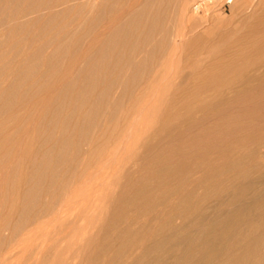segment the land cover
I'll use <instances>...</instances> for the list:
<instances>
[{
    "label": "rangeland",
    "instance_id": "374dc122",
    "mask_svg": "<svg viewBox=\"0 0 264 264\" xmlns=\"http://www.w3.org/2000/svg\"><path fill=\"white\" fill-rule=\"evenodd\" d=\"M41 1L42 0H40V2ZM46 1L47 0H45V3H46ZM48 1H50V0H48ZM48 1H47V4H48ZM53 1L54 0H52V3L49 2V3H51L49 6L50 7L52 5H54V6H52L51 8L48 7L49 9H47L48 5L45 6L46 4L42 3L44 1L39 3L38 0H35V1L34 0H28L26 6L19 7V8H18V6H15V5L13 6L12 4L11 5L6 4L7 3L6 0L0 1V11L1 12L3 11L2 13L0 12V14L1 15H5V14L10 15V17H9L10 22L8 24H6L7 26L5 25L6 27H4L3 30L0 29V43H1L0 44V48H1L0 49V67L1 66L3 67V68L2 67L0 68V69H2V72L0 70V74H2L3 76L2 75H0V76L4 77L3 72H7V73H5L4 78L0 77V80H2L4 82V83L2 82L3 85H0V92L1 93L3 92L4 94L6 93L7 95L6 94L2 95L0 93V96L1 97L4 96L5 101L8 103V104L7 103L5 104L4 99L0 97V100L2 99L4 101V104L6 105L5 106L3 104L2 100H1L2 102L0 101V103H1L0 104V111L4 112V113L0 112V125L2 126L3 123H6L5 126L7 125L6 128H8L7 130L9 131V132H7V131H4L3 129H1L4 127V125H3V127L0 128V132L2 134H4L1 136V133H0V142H3V143H0V250H1L0 251V264H58V263L59 264H97V263L98 264H112L113 259H114L113 256L119 251L118 247H120L119 246L120 244L114 243V241L110 243V240L112 237L110 232L111 233L115 232L114 227H115V229L117 227H119L120 223L124 220L123 218H125L127 216L128 217H132V216L138 217V214H139L138 211H140V210L142 211V212H140V213H142V214H140L142 216H139V217H142L143 219L139 218L140 219V220H138L139 224L137 223L138 225H134V227L141 226L142 221L147 220L149 218V216L152 215V213L156 212L154 209H153L154 212L152 211L151 207H153V206H151V205H153V203H151V202H148L149 204L151 203L150 207L147 206L148 203H145V205H143L144 203L139 204V206H140L139 207L138 203L134 204L135 205L134 206L133 204H129L128 202H129V199H131L129 197H133V194L136 195V191L138 192V190L142 186L143 187H144V185L147 186V184L149 185V183H150V185L148 187L154 188V185L158 183L157 182L158 181L157 180L158 179V172H159V170H161V168H164V166H166V165H172V164L173 165H176V164L179 165V163L181 161H183L182 163H185V162H188L192 159H195L194 165H196L198 162H199L198 164H200V163L203 164L200 161L205 162L206 159L208 161V162L206 161V163H209L211 165H213V163H214L213 161H215V159L221 161L222 158H225V159H222V161L226 162V159L228 161V159L239 157L241 155V154H239V152L243 154L245 152V149H246L245 146L249 148L250 146H252V143H254L253 145L255 146L257 143H259L257 141H260L262 138H264V136H263L264 135V75L260 76L256 73H254L252 70L248 69L250 63L255 61V59L258 60V58H259V60H260L262 57L264 58V54L263 53L262 54H256L257 52H254V53L252 52L253 54L248 53L246 55H243L246 53L245 51L247 50V49L245 50V47L250 48V46L252 45L251 41H253L255 39H259V36L262 37L263 36L262 34H264L263 33L264 32V1H262V0H242L243 2L241 1V4L239 6L241 8L240 9L238 8L237 11L233 10L232 5L234 3L233 4L229 3V0L204 1L203 5H204L205 9L208 11L207 12L208 16L206 19L207 22H205L203 25H199L198 23L189 22L184 16V11L187 10L188 8H191L192 6L196 7L198 5L197 2L200 3V2H202V0H158L159 3L157 1H155V3H153L154 5L153 4L151 5L152 7L154 6V9L151 6H150L151 8L148 6V3H151L150 1H152V0H147V1H145V0H109L108 3L106 1L102 3L101 2L102 0H94V4H95L94 8L95 9H94L92 14L91 13L89 14V17L92 20H95V19L100 18V16H101L102 20H104V21L102 22L100 19L99 20L100 24H98L97 27H93L92 23H90L89 20H87V22H89V23L84 22V24L86 23L85 25H87L86 27L83 25V27H85V30H88V31L90 30L89 32H91L92 34L94 33V34L93 35L90 34L87 37L89 39H87V38H86L87 40L85 39L86 43H84V41H82V42H78V44H77V42H74V41L71 42L70 41L69 43H70L71 47L69 46V50H70L69 54H68L69 56L65 57V55H63L64 57L62 56L61 59L63 60V58H65L66 61H65V59L63 61L61 59H59L60 64H59V61L57 59H58V57H61L60 55H62V53H58V50H57L56 55L57 54H60V55L55 57V53H54L53 49H55L56 47H50L49 51H48V49H42L45 51L47 50L46 53L44 51L45 54L43 53L46 56V58L48 56L52 57V52H53V55H54L53 58L50 57L51 60L53 59L52 65L49 66L47 63V62H50L48 59L49 57L47 58V60H48L47 61L45 59V57L41 54L42 53L41 47H43V45L45 44V43L43 44V38H44V41H46L45 39H47L49 36L50 37L55 36L54 33H58L57 30L58 31L63 30L64 32L62 31L63 33H61V34H63V36L58 38L59 39L58 42L63 41L66 36H69L70 32L73 29L72 26H69L66 24L67 23L65 21L66 18H64L65 13L63 14L64 15L63 16L60 12V10L64 9V6L61 5L62 9H60L61 6H60L59 2L56 0H55L56 2L54 1L55 3L58 2L57 5H59L60 7L56 6V4H54ZM234 1H236V0H234ZM41 4H42V6H41ZM142 5H143V7L144 6L145 7L143 8ZM5 6H7V7H5ZM78 6L79 5H76V9L72 11L73 13L69 14L71 16L68 15L69 18L70 17L72 18V16L74 15V17L72 19H74V18H75L74 20L77 19L76 22H78L80 19H82L80 17V14L78 15L76 13L77 15H75V12H74V11L78 10ZM105 6H106V8H105ZM139 6H140V8H143L142 10H145V14H146L145 16L146 17H147V13H148V12L146 13V11L148 8H150L151 10L153 9L152 10L153 13H152V11H149L150 14H152V15H150L151 17L154 16V14H158L159 16H161V18H162L161 23H163L164 25L160 23L163 26L160 27L161 26L160 25L159 28H157L158 31L159 30L160 31L161 30L166 31V29H167V31H169V34H171V36H173L172 38H170L172 40L166 39L167 46H169L168 49L167 50L165 49V48H167V46L165 48L163 47L166 44H164L162 46V49L160 48L161 45H158V44H160L162 38L164 37V36L162 37V34L165 31H163V32L162 31L161 32L156 31L157 32L156 36H155L156 38H154L156 40H154V43H155V41L156 42L158 41V42L155 43V47L159 46L157 49L159 50V48H160L162 50V52H161V50L160 51L157 50V52L151 58L152 60L150 59V61H151L150 63L152 66H150L151 68L149 67L148 71H146V73H145L146 76L144 75V77L138 78L137 81L135 80L137 83L132 82V80L135 78V76H133V78H131L132 79L131 82L129 80L128 83L130 86H128L127 90H125L127 94H125V92H124V94H125L124 95L122 93L123 91L120 92V90H122V88H120L118 90L119 92L116 95H119V97L122 98L121 99L122 101L119 100L121 102V104L119 103V105H118L119 110L117 108H115L117 110H114L113 106H111V108H110L108 105L109 103L107 101L104 102V104L106 103V105H107V109H105L106 106L103 104L102 106H104L105 108L101 107V113L99 112L100 113L99 115L101 116L102 119L101 118L99 119V117H100L99 115H97L99 117H96V119L94 118V116H91V115H88V117H86L88 112H90V108H92V105L94 103L93 101L95 100V98L98 97V91H100L99 90L100 87H98V86L96 87V89L98 90V91L96 90L97 92L95 91V92L89 94V91H87L88 94H86V96H89V97H87L88 102H86V100H84V101L82 100L83 102L80 100L75 102V100H77L78 95L82 94V93L77 94V92L81 89H82L81 92H83V90L86 91L88 89V83H87L88 78L84 76L83 79H81V80L79 79V78H82L80 76H83L86 73L85 71H83V74L82 73L79 74V76H78L79 78L77 77L78 79L76 78L75 79L76 81H74V83L76 82V85H78V86L73 85V86H75V87H73V88H75L74 90H72V88H71V90L68 89L71 92L66 90V92H68V93L64 94V99L66 98L65 95H67V94H68V96H67L68 99L66 98L63 101L64 103H62L61 100H63V99L62 98L60 99V95H61L60 93L63 89V86L65 87V85H67L69 83V82L67 83V81L72 82V78H71L72 74H70V76L68 75L67 71H65L67 69L66 66H68L69 63L76 62L77 61L76 58H77L78 60H80V62L78 61L77 69L80 68L79 65L83 67L86 64L84 62L86 60L83 61V58L85 56V53H87L88 46H89V48L93 47V46H94L93 48H96L98 46L97 40L100 41L99 37L104 36L105 34L108 33V29H109V27H111V25L112 26L116 25L120 21H122V20L124 21L125 19H127L129 17V15H127V13L130 14L129 11L132 12V10H134V9H137V8L140 9ZM146 6H147V9H145ZM242 6H244V8ZM24 7H26L27 10L28 9L29 10H32V9L36 10L35 11L36 14L30 15V17H32V19H31V23L29 25L27 23L25 25H21V22H20L21 19L23 20L22 14L24 15V13L27 11V10L24 11L22 9ZM58 7H59V9H58ZM112 7H114V8H112ZM14 8L17 9L16 10L17 12L15 11ZM100 8H102L104 11H101L102 9H100ZM18 9H19V12L22 11L21 12L22 14L18 12ZM55 9L56 10L58 9L57 12L59 13L60 17H58L59 15L57 17L54 15V17H55V19H54L52 17L51 13L53 14L55 12ZM175 9H177V10H175ZM52 10H53V12H51ZM100 11L102 13H105V15L101 14ZM170 11H172V12H170ZM14 12L16 14H14ZM17 13L21 14V18L19 19V21L15 20V22H14L13 20H14V17H16V15H17V17H20V15H18ZM11 14L15 15V16H12ZM103 15L105 16L104 19H103ZM61 16H63V17H61ZM34 17L37 20H34L35 19ZM50 17H51V19H50ZM78 17H80V18H78ZM116 17H118L119 20ZM148 18H149V16H148ZM52 19H53V22H51ZM47 20H49V23ZM11 21H13L15 24L18 23V25L20 27L17 24L14 25V23ZM107 21H109V22H107ZM167 22H168V24H167ZM192 23H194V24L192 25ZM47 24H48V26H46ZM89 24H91V25H89ZM166 24H167V26H166ZM256 24L257 25L259 24L257 27H259L260 29L257 27H254L256 29L252 28L253 25H256ZM25 26L27 27L26 29H25ZM193 26H196V28ZM63 27H65V28H63ZM43 28L44 29L46 28V29L44 30ZM169 29L171 30V33H170ZM48 30H50V31H48ZM17 31H19V33ZM29 31H31V32H29ZM88 31H86V32H88ZM178 32H179V35L180 34L183 35L186 32L189 35L186 38L182 39V37L175 36V34ZM251 32H254V33L251 34ZM5 33H6V36H5ZM160 33H161V37L159 35ZM7 34H8V36H7ZM27 34L29 36H27ZM43 34H47L46 35L47 38H45L46 36ZM165 34H168V33L166 32L163 35H165ZM202 34H203V36H202ZM198 35L199 36L201 35V39H202L201 42L197 43L195 47L189 46L187 44L188 41L190 39L197 37ZM7 37H8V39H7ZM25 37H26V39H25ZM22 38H23V41H21ZM28 38H29V40H28ZM167 38H169V37H167ZM158 39H161V40L159 41ZM181 40H182V43H181ZM3 41H4V43H3ZM179 41H180V44L176 45L177 43H179ZM91 42H92V44H91ZM69 43H68V45H69ZM89 43H90V45H89ZM95 43H96V45H94ZM154 43H153V45H154ZM83 45H84V47H83ZM12 46L15 48H13ZM21 46H22V48H21ZM190 47H191V49H190ZM37 48L39 50H41L40 51L41 53H38L39 50H37ZM77 48H79V49H77ZM35 49L38 51V52L36 51V53H37L36 55L37 56L39 55L38 61L43 60L42 62H44V60H45L44 63H46V64H43L40 61L39 65H42V66L44 65L43 69L41 66L37 67L35 70L33 68V70H31V71L33 72L34 75H32L31 74L32 72L29 70V69H32L31 63L38 62V61H34L35 58L37 59V56H35ZM7 50H8V52H7ZM164 50H166V51H164ZM9 51H11L12 54H10ZM32 51H33L34 58H32V56H33L31 54ZM243 51H244V53H243ZM47 52H49V54H51V55H49ZM239 52H241V53H239ZM236 54H238V56H241V57L243 56V57L241 58V60H239V62L236 61L235 65L233 64L231 67H229L225 71V73L219 74V75L215 74L214 76H212L213 78H211V79L208 77H206L204 79V77H205L203 75V74H205L204 69H206V71H207L209 69V67L210 68L212 67V65H217L221 62L224 63L225 65L231 64V61L232 62L235 61L234 57H237V56H235ZM3 55H4V57H3ZM77 55H79L80 57ZM143 56H144V54H143ZM29 57H31L34 62ZM40 57H41V59H40ZM55 58H57L56 60L58 62L55 61ZM203 58H205V59H203ZM28 59L31 60L32 62L29 61ZM70 59L73 61H71ZM200 60H202V63ZM2 61H4V62H2ZM25 61L27 63H30V64H27ZM61 61H62V63H61ZM53 62H54V64H53ZM248 62H250V63H248ZM6 63H8L9 65ZM10 63H11V65H10ZM24 63L26 65L24 67H20V66H23ZM55 63L57 65L59 64V66L60 65L62 66V64H64L63 66H65V67L60 66L61 67L60 68ZM17 64H19V65H17ZM21 64H23V65H21ZM30 65H31V67H30ZM70 65L68 66V68L70 70H72L73 65L72 66H70ZM108 65H105L106 68H103V67H105V66H103L102 69H100L103 72L100 71V74H102V75L101 76L99 75V76L100 77L106 76L105 78H110L113 75V77H115V76L117 77V75H115L114 72H112L113 68H112V70L110 69V71L112 72V73L111 72L110 73L112 75H110L109 71L107 72V70L110 67V66L108 67ZM54 66L55 67L57 66V68H55ZM25 67H29V69L28 68L25 69ZM46 67H48L49 69L48 68L46 69ZM58 67L61 69L59 75H57V73H56V71L57 72L59 71ZM107 67H108V69H107ZM18 68L19 69L21 68V69L19 70ZM38 68L39 69L41 68L42 70L45 69V70L44 71L37 70ZM53 68H55L56 71ZM63 68H66V69H63ZM22 69H25L26 73ZM17 70H19V72ZM62 70H64V71L62 72ZM40 71H41V73H43V75L45 73V76H44L45 78H46L48 73H49L48 74L49 76L53 74L54 77L52 78V76H53L52 75V76H50L51 78L48 76V78H49L48 80H47V78L46 79L44 78V80H42L43 75L39 74L40 76L38 78V73ZM20 72H21V74H19ZM22 72H24V73H22ZM62 73L65 75V77ZM108 73L110 76L107 75ZM104 74H106V75H104ZM132 74L133 73H131V75ZM197 74H198V76H197ZM18 75L20 76L19 78H21V75L25 76V77L21 78L22 81L24 79L23 82H25V79H27V77H28V79L26 80L25 86H24V83L22 84L21 80H20V84H22V85H18V83H19V81H17ZM35 75H37V77ZM85 75H87V74H85ZM131 75H130V77H132ZM7 76H8V78H7ZM33 76L36 77L35 80L37 82L33 81L34 80ZM175 76H177V78ZM15 77H16V79H15ZM72 77H73V75H72ZM104 77H102L103 81L105 79ZM173 77H175V79ZM256 77H257V79H256ZM66 78H67V81H66ZM85 78H87V80ZM207 78L210 80H207ZM249 78H251V79H249ZM161 79H162V81H161ZM13 80L17 81L18 83L12 82ZM54 80H55V82H54ZM60 80H63V81H60ZM99 80L100 81L97 85L105 88L106 82L109 79L108 80L106 79L105 83L101 82V79H99ZM42 82H45V83H42ZM63 82L65 85L63 84ZM36 83L41 84V87H43V89H44L43 93H42V91H43L42 88H41L42 91L40 90L41 92L38 90V89H40V86ZM31 84H33L35 86L37 85L34 88H37L39 86L36 94L33 93V92H36V89H34L35 90L34 91L32 89L33 87L31 88V86H30V88L32 89V91H30L31 89L28 87V85H31ZM47 84H50V86L49 85L47 86ZM82 84L86 85V87ZM57 85H59V86H57ZM79 85H82V86L80 87ZM1 86L5 87V88H3ZM26 87L29 88L30 90L27 89ZM197 87H198V89H197ZM2 88H3V90H2ZM10 88L11 89L14 88V89L11 90ZM57 88L60 91H57L58 90ZM129 88H131V89H129ZM77 89H79V90H77ZM27 90H29V92ZM20 91H21V93H20ZM24 91L28 92L27 94L29 96V99H31L30 100L31 102H28L29 101V99H27L28 96H25L26 93H24ZM69 93L71 96L69 95ZM144 93H147L148 96H146V95L144 96L143 95ZM155 93H157L159 96H157V94H156L154 97L155 100L153 99L155 102L153 100H151V101H153V103H152L150 101V96H153V94H155ZM12 94L14 96H16V98L18 100H16L15 97H14L15 100L12 99V97H13ZM32 94L37 95V98L34 96L36 98V100L35 99L32 100V98H33L31 96ZM114 94H115V92H114ZM141 94L144 97H147L146 99H143L145 101H142V99H141L142 104L144 105V103L151 102L152 105L150 103V105H149L150 107L148 106L146 108V109H148L147 112H145L146 109L144 111V113H147V114H145V115L142 114V117L137 121V122H139L138 124H140V125H137V123H135V125L139 126V127H136L134 125V127H136V130L134 129L135 132H134V130L131 132V133H133V135L129 134V136L127 135L128 139H127V137H125V139H122L123 138L122 136H124V134H125L124 131L122 134V130L125 127V119L124 118L130 112L129 109L131 111H132V108H133V110H135V109L138 111L140 110V108L142 107V105L139 104L141 102L140 97H143ZM22 95H23V97H22ZM52 95H55V96H53V101H51V103H50V100L52 99ZM5 96H8V97H5ZM18 96H19V98H18ZM61 96L63 97V95H61ZM69 96L71 97L70 98L71 100L69 99ZM122 96H124V97H122ZM24 97H26L25 98L26 100L24 99ZM54 97H55V99H54ZM48 98L49 99L51 98V99L48 101ZM79 98H80V96H79ZM89 98H91L92 100L94 98V100L91 102V99L88 100ZM210 98L212 100H210ZM147 99L149 100V102ZM54 100H56V103H54L55 102ZM66 100H68V101H66ZM134 100L137 102V104L136 103L134 104ZM146 100H147V102H146ZM221 100L223 101V103L221 102ZM8 101L9 102L13 101V102H15V103L17 102V103L16 104L12 103V105L14 106L13 107ZM71 101H72V103H71ZM52 102H53V106L51 105ZM59 102H61V104H63V106L66 104V106H64V107L61 106L63 109L65 108L64 109L65 113L62 112V108L60 107ZM78 102H82L86 105H84V104L82 105L79 103L80 106H78L79 105V104H77ZM254 102H255V104H254ZM69 103L74 104V105L76 104L78 107L75 105L76 107L73 108L74 106L71 104L69 105ZM54 105H55V108L56 107H57V109L59 108L58 109L59 111L55 110ZM135 105H137L138 107H136ZM7 106L9 108H10V106H11V108L13 107L12 110L8 109ZM85 106H86V108H85ZM5 107H7V108H5ZM3 108L8 110V112L6 110H3ZM69 108H70V110L73 109V110H71V113H70ZM109 108H110V111H108ZM51 109H53V110H51ZM60 109H61V111H60ZM9 110H10V112H9ZM27 110L29 112L31 111V114L33 112V115L30 116L31 114L28 113ZM66 110H68V111H66ZM74 110L77 111L75 114H74V112H75ZM78 110H80V111H78ZM114 111L116 112V114L113 113ZM45 112L48 115H46ZM56 112L57 113L60 112V114H62V116L63 115H65V116L62 117L61 115H58V118H59L58 119L59 121H58L57 117L55 118V116H57ZM78 112H80V113H78ZM81 112H83V113H81ZM110 112H111V114H109ZM6 113H8V114H6ZM14 113H15V115L17 114V116H16L17 118L13 117V119H12V115H14ZM66 113H68L69 115H67ZM85 113H86V116H85ZM21 114H23V116ZM28 114H30L29 115L30 117H28ZM70 114H72L74 116H71ZM60 116L62 117V119L60 118ZM68 116H70L74 122H72V119L70 117L69 118L71 120L68 119ZM90 116H91V118H89ZM103 116H104V118H103ZM43 117H46V118L44 119ZM116 118H118V119L116 120ZM130 119H132V118H130ZM140 120H141V123H140ZM232 120H234V121H232ZM117 121H118V123H117ZM123 121H124V123H123ZM57 122H58V125H56ZM13 123H14V125H13ZM75 124H77V125H75ZM9 125H10V127L16 126L17 129L19 128L18 132H17V129L15 127H13V129H10ZM101 125H102V127H101ZM94 126H96V127H94ZM107 126H108V128H107ZM118 126H119V128H118ZM210 127L212 128V130H210L211 129ZM86 128H88L90 130L88 131V129H86ZM91 128H95L96 130H94V129L92 130ZM64 129H66V130L64 131ZM206 129H209V130H206ZM2 130L4 131V133ZM74 130H76L77 132L76 131L73 132ZM87 131L88 132L91 131L94 134V136L90 135L92 133L89 134ZM95 131H97V132H95ZM206 131H208V132H206ZM209 131L212 133H210ZM16 132H17V134H16ZM118 132L120 135H118ZM7 133H8V135H7ZM254 133H256V134H254ZM111 134H114V135L112 136ZM83 136H86V138H88L90 142L86 141V138ZM109 136H111V137H109ZM116 136H117V138H116ZM256 136H258V138ZM173 137H175V138H173ZM252 137H253V139H252ZM120 138H121V140H120ZM162 138H163V141H161ZM3 139H4V141H3ZM6 139H7V141H5ZM126 139H127V141H126ZM91 140H93L92 141L93 143L91 142ZM122 140H124V141H122ZM143 140H144V142H142ZM263 141H264V139H263ZM263 141L261 140L260 143ZM62 142L67 144V145L63 144L65 147H68V148H66V151H65V147H63L64 148L63 153L61 152L63 149L62 147H61L62 149L58 152V150L60 149V146H62L61 145ZM83 143H85L86 146H88V148H86V146ZM140 143H141V145H139ZM1 144H2V146H1ZM3 144L5 147L3 146ZM25 144H28V145H25ZM31 144H33V145H31ZM120 144H121V146H119ZM216 144L220 148L217 147ZM236 144H238V147H241V148L243 146L244 149L238 148L236 146ZM77 145H80L81 147L77 146ZM91 145H92V147H91ZM213 145L215 146L214 148H213ZM225 146L227 149L225 148ZM82 147L84 150L85 149L86 150L85 151H83V149L80 150ZM30 148H32V149H30ZM73 148H75V149H73ZM76 148H78V150H80V151L76 150ZM116 148H117V150H116ZM228 148H229V150H228ZM53 149L55 152L53 151ZM87 149H88V152L91 151V152H89V154H86V153H88ZM92 150L94 151V153ZM207 150H208V152H207ZM221 150L225 154L224 153L222 154ZM225 150L230 151V152H228L229 154L226 153ZM113 151H115L116 153L115 152L113 153ZM219 151H221V152H219ZM262 151H264V149ZM45 152L47 153V155L44 154ZM48 152H50L51 154L53 153V154L51 155ZM60 152H61V155L59 154ZM68 152H70L71 154ZM80 152H82V153L80 154ZM77 153H79V154H77ZM219 154L224 155V156H221V158L219 156L218 159L215 158L216 156L218 157ZM44 155H46V156L49 155L51 158L50 159L47 158V159H49V160H47L46 156H44ZM76 156H78L77 159H75ZM79 156H80V159H78ZM84 156H86V158H84ZM93 156H95V157H93ZM61 157H63V158H61ZM106 157H107V159H106ZM229 157H231V158H229ZM43 158H45V159H43ZM81 158H83L85 161H83ZM209 158H210V160H208ZM52 159H53V161H52ZM211 159H214V160H211ZM44 160H46V161H44ZM86 160H87V162H86ZM106 160H107L108 164L106 163ZM65 161H66V163H65ZM156 161H157V163H156ZM222 161L220 163H223ZM81 162H84V163L81 164ZM78 163H79V165H78ZM104 163H105V166H104ZM182 163H180V164H182ZM34 164H36V165H34ZM38 167H39V169H38ZM42 167H44V168L41 170ZM47 167L49 168V170H47L48 169ZM59 169H60V171H59ZM75 170L78 172H76ZM185 171H186V169L183 171V173H185ZM47 172H48V174H47ZM81 172H83V173H81ZM16 173H18V174H16ZM55 174H56V176H55ZM197 174H199V173H197ZM197 174H195V176H193V177H195L194 179H197L196 177H199L200 174L199 175H197ZM255 174L252 175L254 177H250V179L254 180L255 177H257L256 178L257 180L260 179L259 176L263 177L264 171L262 173H259V175L258 174L255 175ZM20 175H21V179H20ZM45 175H46V177H45ZM36 176L38 178H36ZM16 178H17V180H16ZM70 178H72V179L70 180ZM151 178H153V179H151ZM174 178L175 177H173V178L169 177V178H166V180H164L165 183L164 182L163 183L166 185L167 188H169V187L175 188L177 185H179L182 182V180H181L182 178H180V179H174ZM69 180L72 182L74 181V183L75 184L77 183V185H75L73 183L74 184V187H73L74 194L72 196V199H70V201L67 203V206L64 209L66 211L63 210L62 211L63 213L60 214L55 208H53V207L48 208V205H49V203L51 204V202H52L51 198H53L52 195L54 192H56L61 187H62L61 188V191H62V189H63L62 185H64L66 181H67L66 182L67 185L72 183ZM37 181H38V183H37ZM152 181H153V183H152ZM7 182H8V184H7ZM63 182H64V184H63ZM139 182H141V183H139ZM49 183H51V184H49ZM138 183L140 184L139 186H138ZM19 184H20V186H19ZM60 184H61V186H60ZM151 184H153V186ZM18 187L19 188L21 187V188L19 189ZM76 188H77V190H76ZM130 188H132V190ZM31 190H33V191H31ZM39 190H41V191H39ZM49 191L51 193L53 192L52 195L51 194L49 195V193H50ZM61 191L59 190V191H57V193L61 192ZM153 191H155V194H154L155 196H158V193H159V195H161L160 194L161 192L159 190L156 191V189H154ZM28 193H29V195L30 194L31 195L29 196ZM128 193H130V194H128ZM58 194L60 197L57 195L58 197H56V198L62 199L61 193H58ZM35 196L36 197L41 196L43 198H41V197L36 198ZM35 198L39 199V201L42 202L43 204H40V202L35 200ZM33 199L36 202H32ZM45 199H47V200H45ZM53 199H55V198H53ZM57 199L53 200L54 205H56L59 201L61 202V199L58 202H56ZM124 199L128 200V202L123 201ZM18 200H19V202H18ZM14 201H16V202H14ZM45 201H47V202L51 201V202L45 203ZM31 202H32V204H31ZM34 203L37 205H34L32 207L33 209L29 210L30 206L33 205ZM216 203H217L216 201H211V203H209V204L215 206ZM46 204H47V206H46ZM58 204H61V203H58ZM27 205L28 206L30 205V206L28 207ZM141 205L144 208L146 207V209L143 210L144 208ZM136 206L139 210L136 208ZM133 207H134V210L132 209ZM223 207H224V209L226 208L225 205H223ZM149 208L151 209V211ZM160 208H162V209H160ZM27 209L30 211V213H29V211L27 212ZM54 209H55V211H54ZM104 209H105V211H104ZM148 209L152 213H149V212H147L149 214L143 213V212L148 211ZM157 209H159V211H163V210L166 211L162 214L163 217L165 216L164 218H161L162 222L163 221L165 222V219L167 218V216L171 212L172 213L174 212L173 209L169 210L168 207L165 208L163 206H160ZM48 210H50V211H48ZM52 210L54 211V213H52L53 212ZM44 211H46V212H44ZM31 212H33L32 213L33 215L31 214ZM168 212H170V213H168ZM28 213H29V216H31V215L32 216L30 217V219H28V218L25 219L27 217L26 215ZM136 213H138V214H136ZM49 214H51V215H49ZM22 215L23 216L25 215V217L23 218ZM35 215H38V216H35ZM42 215H43V217H41ZM57 215H59V216H57ZM146 215H148V217H146ZM21 216H22V218H21ZM144 216L146 217V219L144 218ZM35 217H37V219ZM81 218H82V220H81ZM21 219H22V223L20 221ZM34 219L36 220L35 222H33ZM54 219H56V220L54 221ZM62 219H64V220H62ZM96 219H98V220H96ZM16 221H17V223H16ZM24 221H26V222L29 221L28 222L29 224L24 222ZM19 222H20V224L17 227L16 225ZM181 222L182 221L180 219H176V221H175V223L178 225L181 224ZM153 223H154V221L151 222V224H152L151 234H154L156 232L155 230L157 229V226L159 227L162 225L160 221H158V222L155 221V223L154 224ZM21 224H22V228H21ZM64 224L66 226H64ZM23 225L25 227L24 229H23ZM19 226L24 231L21 230L19 228ZM111 229L113 230V232ZM68 230L69 231L71 230V231L69 232ZM5 235H6V237H4ZM15 235L17 237H15ZM6 238H8V239H6ZM91 238H92V240H91ZM105 238H107V241L105 240ZM149 238H150V236L148 235L147 240L146 239L144 240V242L146 241V244H149V241H148ZM55 242L58 246L55 244ZM51 244L54 245V247ZM111 244H112V246H111ZM114 244L115 245L117 244L118 246L117 245L115 246ZM104 246H106V247H104ZM110 246H111V248L109 249ZM96 250H97V252H96ZM100 250H101V252L106 250L107 253L103 252L104 253V255H103V253H101ZM111 250L115 254L111 253V255H110ZM99 252L102 254L103 258L100 257L101 254ZM67 253H68V255H66ZM93 253L95 254V256H93L94 255ZM97 253L100 256H97L98 255ZM62 256L64 258H61ZM107 256H111V257H107ZM172 257H171V259H167L164 262V264H166V263L170 264L171 262H174L177 258L176 255H175V260ZM92 258H94V260ZM97 258L101 261H99V260L96 261ZM60 259H62V260H60ZM102 259H104V262ZM93 261H95V262H93ZM109 261H110V263H109Z\"/></svg>",
    "mask_w": 264,
    "mask_h": 264
},
{
    "label": "bare ground",
    "instance_id": "6f19581e",
    "mask_svg": "<svg viewBox=\"0 0 264 264\" xmlns=\"http://www.w3.org/2000/svg\"><path fill=\"white\" fill-rule=\"evenodd\" d=\"M1 1V0H0ZM3 1V0H2ZM7 1V3L6 4H12L13 6L15 5V6H18V8L19 7H23V6H26V4H27V2H28V0H6ZM35 1V0H34ZM39 1V3H41L42 1H44V2H42V3H44V4H46L45 6H47V9H49L48 7H50L49 5L52 3V0H50V1H48V4H47V1H46V3H45V0H42L41 2H40V0H38ZM55 1V0H54ZM53 1V2H54ZM56 1H58L59 2V4H60V6L62 5V6H64V9H62V6L60 7L59 5H57L58 4V2L57 3H55ZM55 2H54V4H56V6H59L60 7V9H62V10H60V12H61V14L63 15L64 13H65V16H64V18H66V24L67 25H69V26H72V31L70 32V34H69V36H66L65 37V39L63 40V41H59L58 42V38L59 37H62L63 36V34H61V33H63L64 31L63 30H60V31H58L57 30V32L58 33H54L55 34V36H49L48 38H47V34H43V35H45L46 37L45 38H47V39H45L46 41H44V36L42 37L43 38V47H41V50L42 49H48V51L50 50V47H56L55 49H53L54 50V53H55V57H57V56H59L60 54H57L56 55V52H57V50H58V53H62V55H60L61 57H58V59L57 58H55V61H59V59H61L62 58V56L63 55H65V57L66 56H69L68 54H69V46H70V41L72 42V41H74V42H77V44H78V42H82V41H84V43H86V40L87 39H89V38H87L90 34H92L91 32H89L88 30H85V27L87 26V25H85L86 23H92V26L93 27H97L98 26V24H100V19H101V21L103 22L104 20H102V17L100 16V18H98V19H95V20H92L90 17H89V14L91 13H93V11H94V7H95V4H94V0H56ZM107 2L108 3V1L109 0H102L101 2L103 3V2ZM145 1H147V0H145ZM155 1H157L158 2V0H152V1H150L151 3H148V6L150 7L153 3H155ZM204 1H214V0H202V2H200V3H198L197 2V6L195 7V6H192L191 8H188L187 10H185L184 11V16H185V18L189 21V22H194V23H198L199 25H203L205 22H207V16H208V14H207V10L205 9V7H204V5H203V2ZM241 1L242 0H236V1H234V0H229V3H234L233 5H232V7H233V10H235V11H237L238 10V8L240 9L241 7H239L240 6V4H241ZM262 1H264V0H262ZM261 1V2H262ZM49 2H51V3H49ZM115 2V1H114ZM120 2V1H119ZM128 2V1H127ZM156 2V3H157ZM243 2V1H242ZM2 3V2H1ZM4 3V2H3ZM159 3V2H158ZM169 3V2H168ZM247 3V2H246ZM17 4V5H16ZM38 4V3H37ZM117 4V3H116ZM163 4V3H162ZM3 5V4H2ZM76 5H79L78 6V10L77 11H74L75 12V15H79L80 14V17L82 18V19H80L78 22H76V20H74V19H72L73 17H74V15L72 16V18L70 17L69 18V16H71V15H69L70 13H73L72 11L73 10H75L76 9ZM154 5V4H153ZM161 5V4H160ZM171 5V4H170ZM245 5V4H244ZM254 5V4H253ZM41 6H42V4H41ZM52 6H54V5H52ZM51 6V7H52ZM103 6V5H102ZM5 7H7V6H5ZM50 7V8H51ZM59 7H58V9H59ZM142 7H143V5H142ZM145 7V6H144ZM143 7V8H144ZM152 7V6H151ZM150 7V8H151ZM157 7V6H156ZM169 7V6H168ZM243 8H244V6H242ZM9 8V7H8ZM25 8V9H24ZM24 8H22L24 11L25 10H27L26 9V7H24ZM57 8V7H56ZM105 8H106V6H105ZM112 8H114V7H112ZM111 8V9H112ZM139 8H140V6H139ZM143 8H140V9H134V10H132V12H130L129 11V13L130 14H128L127 13V15H129V17L127 18V19H125L124 21L122 20V21H120L118 24H116V25H111V27H109V29H108V33L107 34H105L104 36H101V37H99V40L100 41H98L97 40V43H98V46L96 47V48H93V47H90L89 48V46H88V48H87V53H85V56H84V58H83V61L84 60H86V61H84L85 63V67L83 66H80L79 65V69H77V64H78V61L80 62V60H78L77 58H76V62H72V63H69V65L70 66H72V70H70L69 68H68V66H66L67 67V69L66 68H63V69H66L65 71H67V73H68V75L70 76V74H72L73 75V77H72V75H71V78H72V82H70V81H67V78H66V81H67V85H65L64 84V82H63V84L65 85V87L63 86V89H62V91H61V95H63V97L60 95V99L62 98L63 100H61L62 101V103H64L63 101L67 98V96H68V94L67 95H65L66 96V98L64 99V94L65 93H68V92H66V90H68V89H70L71 90V88H72V90H74L75 88H73V87H75V86H73V85H76V82L74 83V81H76L75 79L79 76V74H83V71H85L84 73L85 74H87V75H83V76H80V77H82V78H79L80 80L81 79H83V77L85 76V77H87L88 78V80H87V78H85L86 80H87V83H88V89L86 90V91H84L83 90V92H81L82 91V89L81 90H79V89H77V90H79L78 92H77V94H81V95H78V97H77V100H75V102H77V101H84V100H86V102H88L87 101V97H89V96H86V94H88V92L87 91H89V94L90 93H93V92H95L97 89H96V87L98 86V87H100L99 88V90L100 91H98V97L97 98H95V100H94V98H93V100L91 99V98H89L88 100H90L91 99V102L93 101L94 103H93V105H92V108H90V112H88V114H87V116H86V113H85V116L86 117H88V115H91V116H94V118L96 119V117H99L100 115V113H101V107L103 108L104 106H102L103 104H104V102H108L107 104L109 105V107L111 108V106H113V108H114V110H117L118 109V105H119V103L121 104V102L120 101H122L121 99L122 98H120L119 97V95H116L119 91V89L120 88H122V90H120V92H122L123 94H124V92H125V94H127L126 93V91L125 90H127V88H128V86H130L129 85V80H130V82H131V78H133V76H135V78L132 80V82H134V83H137L136 81H137V79L138 78H142V77H144V75H145V73H146V71H148V69H149V67L150 66H152L151 65V61H150V59L154 56V54L157 52V48L159 47V46H156L155 47V43H157L156 41H155V43H154V40H156V39H154V38H156L155 36H156V31H158V29L157 28H159V26L161 25V24H163V23H161V20H162V18H161V16H159L158 14H154V16H150V15H152V14H150V12L149 11H152L153 9H154V6L152 7L153 9L151 10L150 8H148L147 9V6H146V8L145 9H147V11H146V13H147V17L145 16L146 14H145V10H142ZM174 8V7H173ZM187 8V7H186ZM13 9V8H12ZM15 9V8H14ZM54 9V8H53ZM58 9L56 10L55 9V12L52 14L51 13V15H52V17L55 19V17H54V15L57 17L58 15H59V13L57 12L58 11ZM100 9H102V8H100ZM129 9V8H128ZM150 9V10H149ZM182 9V8H181ZM210 9V8H209ZM3 10V9H2ZM17 9H15V11H16ZM126 10V9H125ZM124 10V11H125ZM166 10V9H165ZM175 10H177V9H175ZM8 11V10H7ZM23 11V12H24ZM36 10H27L25 13H24V15L21 13V12H19V9H18V12L19 13H21L22 14V18H23V20L21 19V25H25L26 23L29 25L30 23H31V19H32V17H30V15H33V14H36V12H35ZM101 11H104L103 9L101 10ZM100 11V12H101ZM164 11V10H163ZM162 11V12H163ZM182 11V10H181ZM1 12V11H0ZM3 12V11H2ZM1 12V13H2ZM17 12V11H16ZM51 12H53V10L51 11ZM155 12V11H154ZM170 12H172V11H170ZM175 12V11H174ZM173 12V13H174ZM77 13V14H76ZM124 13V12H123ZM152 13H153V11H152ZM14 14H16L15 12H14ZM18 14V13H17ZM21 14H18V15H20V17H17V15H16V17H14V22H15V20H18L19 21V19L21 18ZM101 14H104L105 15V13H102L101 12ZM177 14V13H176ZM175 14V15H176ZM262 14V13H261ZM1 15V14H0ZM12 15V14H11ZM69 15V16H68ZM103 15V19H104V16ZM119 15V14H118ZM156 15V16H155ZM165 15V14H164ZM12 16H15V15H12ZM35 16V15H34ZM38 16V15H37ZM63 16H61V17H63ZM67 16V17H66ZM148 16H149V18H148ZM9 17H10V15H1L0 16V29H4V27H6L7 25L6 24H8L10 21H9ZM58 17H60V15L58 16ZM76 17V16H75ZM80 17H78V18H80ZM97 17V16H96ZM119 17V16H118ZM118 17H116V18H118ZM35 18V17H34ZM47 18V17H46ZM77 18V17H76ZM90 18V19H89ZM167 18V17H166ZM210 18V17H209ZM50 19H51V17H50ZM171 19V18H170ZM34 20H37L36 18L34 19ZM33 20V21H34ZM87 20H89V22H87ZM118 20H119V18H118ZM13 21H11V22H13ZM48 21V23H49V20H47ZM13 22V23H14ZM51 22H53V19H52V21ZM84 22H86L85 24H84ZM107 22H109V21H107ZM116 22V21H115ZM46 23V22H45ZM61 23V22H60ZM161 23V24H160ZM194 23H192V25L194 24ZM247 23V22H246ZM260 23V22H259ZM17 25H18V23H16ZM15 23H14V25H16ZM51 24V23H50ZM107 24V23H106ZM111 24V23H110ZM167 24H168V22H167ZM167 24H166V26H167ZM170 24V23H169ZM181 24V23H180ZM190 24V23H189ZM221 24V23H220ZM6 25V26H5ZM56 25V24H55ZM83 25L85 26V27H83ZM89 25H91V24H89ZM164 25V24H163ZM163 25H161L160 27H162ZM198 25V26H199ZM213 25V24H212ZM259 25V24H258ZM257 24L256 25H253V27L252 28H254V27H257L258 26ZM19 26V25H18ZM46 26H48V24L46 25ZM52 26V25H51ZM68 26V27H69ZM190 26V25H189ZM188 26V27H189ZM9 27V26H8ZM15 27V26H14ZM20 27V26H19ZM62 27V26H61ZM91 27V26H90ZM104 27V26H103ZM193 27H195L196 28V26H193ZM192 27V28H193ZM10 28V27H9ZM27 27L25 26V29H26ZM52 28V27H51ZM50 28V29H51ZM63 28H65V27H63ZM165 28V27H164ZM171 28V27H170ZM251 28V29H252ZM257 28H259V27H257ZM8 29V28H7ZM44 29V28H43ZM46 29V28H45ZM44 29V30H45ZM95 29V28H94ZM208 29V28H207ZM254 29H256V28H254ZM260 29V28H259ZM43 30V31H44ZM71 30V29H70ZM170 30V29H169ZM24 31V30H23ZM22 31V32H23ZM42 31V32H43ZM47 31V30H46ZM48 31H50V30H48ZM63 31V32H62ZM86 31H88V32H86ZM160 31V30H159ZM158 31V32H159ZM162 31V30H161ZM160 31V32H161ZM163 31H165V30H163ZM162 31V32H163ZM177 31V30H176ZM18 33H19V31H17ZM29 32H31V31H29ZM33 32V31H32ZM168 33V34H165V35H163L164 33ZM185 32V31H184ZM201 32V31H200ZM255 32V31H254ZM254 32H251V34L252 33H254ZM9 33V32H8ZM21 33V32H20ZM45 33V32H44ZM48 33V32H47ZM66 33V32H65ZM68 33V32H67ZM88 33V34H87ZM170 33H171V30H170ZM190 33V32H189ZM264 33V32H263ZM94 34V33H93ZM92 34V35H93ZM102 34V33H101ZM104 34V33H103ZM163 34H162V40L161 39H158L159 41L161 40V42H160V44H158V45H161L160 46V48L162 49V46L164 45V44H166V45H164L163 47L165 48L166 46H167V41H166V39H170V38H172L173 36H171V34H169V31H167V29H166V31L165 32H163ZM177 34V35H176ZM175 34V36H178V37H182V39L183 38H186L189 34L186 32L185 34H183V35H179V32L178 33H176ZM67 35V34H66ZM158 35V34H157ZM160 35V37H161V33L159 34ZM158 35V36H159ZM174 35V34H173ZM263 36L262 37H260L259 36V39H255V40H253V41H251V43H252V45L250 46V48H246L245 47V54H243V55H246V54H250V53H254V52H257L256 54H264V34H262ZM2 36V35H1ZM5 36H6V33H5ZM7 36H8V34H7ZM27 36H29L28 34H27ZM31 36V35H30ZM202 36H203V34H202ZM247 36V35H246ZM167 37H169V38H167ZM192 37V36H191ZM219 37V36H218ZM41 38V39H42ZM87 38V39H86ZM93 38V37H92ZM244 38V37H243ZM7 39H8V37H7ZM10 39V38H9ZM25 39H26V37H25ZM24 39V40H25ZM40 39V40H41ZM86 39V40H85ZM28 40H29V38H28ZM170 40H172V39H170ZM169 40V41H170ZM201 35L199 36H197V37H195V38H193V39H190L189 41H188V45L189 46H191V47H195L196 46V44L197 43H200L201 42ZM21 41H23V38L21 39ZM31 41V40H30ZM96 41V40H95ZM178 41V40H177ZM185 41V40H184ZM215 41V40H214ZM20 42V41H19ZM18 42V43H19ZM73 42V43H74ZM217 42V41H216ZM3 43H4V41H3ZM23 43V42H22ZM26 43V42H25ZM68 43H69V45H68ZM153 43H154V45H153ZM175 43V42H174ZM181 43H182V40H181ZM236 43V42H235ZM239 43V42H238ZM1 44V43H0ZM34 44V43H33ZM39 44V43H38ZM37 44V45H38ZM40 44V45H41ZM91 44H92V42H91ZM169 44V43H168ZM178 44H180V41H179V43H177L176 45H178ZM212 44V43H211ZM4 45V44H3ZM2 45V46H3ZM11 45V44H10ZM9 45V46H10ZM26 45V44H25ZM85 45V44H84ZM84 45H83V47H84ZM89 45H90V43H89ZM94 45H96V43L94 44ZM170 45V44H169ZM39 46V45H38ZM13 47V46H12ZM17 47V46H16ZM71 47V46H70ZM168 47L169 46H167V48H165L166 50L168 49ZM191 47H190V49H191ZM13 48H15V47H13ZM21 48H22V46H21ZM86 48V47H85ZM159 48V50L158 51H160L161 49ZM1 49V48H0ZM27 49V48H26ZM77 49H79V48H77ZM178 49V48H177ZM249 49V50H248ZM14 50V49H13ZM23 50V49H22ZM28 50V49H27ZM37 50H39L38 48H37ZM36 49H35V56H37L36 54V51H37ZM41 50H39V52L38 53H41L40 51ZM166 50H164V51H166ZM238 50V49H237ZM244 50V49H243ZM25 51V50H24ZM34 51V50H33ZM33 51L31 52V54L33 55ZM44 51L45 50H42V55L45 57V59L47 60V58L49 59V61L50 62H47L48 63V65L50 66V65H52V61H53V59L51 60L50 59V57L51 56H48L47 58H46V56L44 55L45 53H46V51H45V53H44ZM52 51V50H51ZM78 51V50H77ZM76 51V52H77ZM189 51V50H188ZM198 51V50H197ZM7 52H8V50H7ZM10 52V54H12L11 53V51H9ZM161 52H162V50H161ZM191 52V51H190ZM196 52V51H195ZM199 52V51H198ZM17 53V52H16ZM44 53V54H43ZM48 54H49V52H47ZM239 53H241V52H239ZM243 53H244V51H243ZM252 53V54H253ZM20 54V53H19ZM40 54V55H41ZM71 54V53H70ZM143 54H144V56H143ZM195 54V53H194ZM235 54V53H234ZM16 55V54H15ZM14 55V56H15ZM41 55V56H42ZM49 55H51V54H49ZM22 56V55H21ZM53 52H52V57L51 58H53ZM77 56H79V55H77ZM92 56V57H91ZM217 56V55H216ZM235 56H237V57H234L235 58V61L234 62H232L231 61V64H228V65H225L224 63H219V64H217V65H212V67L210 68L209 67V69L206 71V69H204L205 70V74H203L205 77H204V79L206 78V77H208V78H213L212 76H214L215 74H223V73H225V71L229 68V67H231L233 64L235 65V62L237 61V62H239V60H241V58L243 57H241V56H238V54H236ZM260 56V55H259ZM3 57H4V55H3ZM9 57V56H8ZM64 57V56H63ZM80 57V56H79ZM94 57V58H93ZM97 57V58H96ZM189 57V56H188ZM2 58V57H1ZM11 58V57H10ZM18 58V57H17ZM32 61H33V59L32 58H34V55L32 56V58L31 57H29ZM39 55L37 56V59L35 60L34 59V61H38L39 59ZM96 58V59H95ZM179 58V57H178ZM187 58V57H186ZM192 58V57H191ZM233 58V57H232ZM263 58V57H262ZM260 59L259 60V58H258V60L257 59H255V61H253L252 63H250V62H248V63H250V65H249V67H248V69H250V70H252L254 73H256V74H258V75H264V58L263 59ZM15 59V58H14ZM26 59V58H25ZM24 59V60H25ZM40 59H41V57H40ZM43 59V58H42ZM57 59V60H56ZM65 58H63V60H64ZM68 59V58H67ZM72 59V58H71ZM70 59V60H71ZM155 59V58H154ZM203 59H205V58H203ZM202 59V60H203ZM6 60V59H5ZM29 60V59H28ZM31 60H29V61H31ZM62 60V59H61ZM62 60V61H63ZM97 62H96V61ZM152 60V59H151ZM168 60V59H167ZM171 60V59H170ZM202 60H200L201 61V63H202ZM27 61V60H26ZM25 61V62H26ZM31 61V62H32ZM33 61V62H34ZM41 62L43 61V60H40ZM40 61H38V62H34V63H31L32 64V67H31V65H30V67L32 68V69H29V67H25V69L26 68H28L30 71L31 70H33V68H34V70L37 68V67H39V66H41L42 67V69H43V66L42 65H39V62ZM57 61V62H58ZM62 61H61V63H62ZM65 61H66V59H65ZM71 61H73V60H71ZM162 61V60H161ZM199 61V60H198ZM2 62H4V61H2ZM1 62V63H2ZM7 62V61H6ZM10 62V61H9ZM15 62V61H14ZM28 62V61H27ZM26 62V63H27ZM44 62H45V60H44ZM44 62H42L43 64H46V63H44ZM155 62V61H154ZM207 62V61H206ZM16 63V62H15ZM19 63V62H18ZM50 63V64H49ZM67 63V62H66ZM65 63V64H66ZM228 63V62H227ZM226 63V64H227ZM6 64H8V63H6ZM5 64V65H6ZM27 64H30V63H27ZM41 64V63H40ZM53 64H54V62H53ZM56 64V63H55ZM59 64H60V61H59ZM59 64L57 65V66H59ZM109 64V65H108ZM173 64V63H172ZM9 65V64H8ZM10 65H11V63H10ZM17 65H19V64H17ZM21 65H23V64H21ZM26 64L24 63V65L23 66H20V67H24ZM64 64H62V66L61 67H65V66H63ZM67 65V64H66ZM105 65H108V67H109V69H108V67H107V72L109 71V73L111 72L110 71V69L112 70V68H113V70H112V72H114V74L115 75H117V77L115 76V77H113V75L110 73V75H112V77H110V78H105L104 76H102V77H104L105 79H104V81H103V79H102V77H100L102 74H100V71L101 72H103L102 70H100V69H102V67L103 66H105ZM13 66V65H12ZM57 66L55 67V68H57ZM59 66V67H60ZM2 67V66H1ZM0 67V68H1ZM6 67V66H5ZM58 67V69H59V71L57 72L56 71V69L55 68H53L55 71H56V73H57V75H59V73H60V68ZM169 67V66H168ZM3 68V67H2ZM48 67H46V69H47ZM103 68H106V66L105 67H103ZM151 68V67H150ZM194 68V67H193ZM243 68V67H242ZM10 69V68H9ZM19 69V68H18ZM21 69V68H20ZM19 69V70H20ZM25 69H22V70H24V72L26 73V70ZM41 68L39 69H37V70H42ZM49 69V68H48ZM1 70V72H2V69H0ZM5 70V69H4ZM8 70V69H7ZM15 70V69H14ZM19 70H17L18 72H19ZM21 70V71H22ZM45 70V69H44ZM44 70H42V71H44ZM51 70V69H50ZM70 70V71H69ZM151 70V69H150ZM149 70V71H150ZM159 70V69H158ZM157 70V71H158ZM161 70V69H160ZM49 71V70H48ZM52 71V70H51ZM64 70H62V72H63ZM69 71V72H68ZM195 71V70H194ZM13 72V71H12ZM24 72H22V73H24ZM29 72V71H28ZM32 72V71H31ZM37 72V71H36ZM53 72V71H52ZM193 72V71H192ZM4 73V77H5V73H7V72H3ZM66 73V74H67ZM109 73L107 74L108 76H110L109 75ZM131 73H133L132 75H131ZM152 73V72H151ZM159 73V72H158ZM241 73V72H240ZM19 74H21V72L19 73ZM32 75H34L33 74V72L31 73ZM37 74V73H36ZM39 74H41V75H43V73H41V71L38 73V78H39ZM49 74V73H48ZM47 74V76H46V78H47V80L49 79L48 78V75ZM63 74V73H62ZM192 74V73H191ZM0 75H2V74H0ZM24 75V74H23ZM31 75V76H32ZM53 75V74H52ZM52 75H50V76H52ZM64 75V74H63ZM67 75V76H68ZM100 75V76H99ZM104 75H106V74H104ZM130 75L132 76V77H130ZM186 75V74H185ZM200 75V74H199ZM3 76V75H2ZM2 76H0V77H2ZM36 77H37V75H35ZM35 76H33L34 77V80L33 81H36L35 80ZM45 76V73H44V75L42 76L43 77V79L42 80H44V77ZM49 76V77H50ZM146 76V75H145ZM158 76V75H157ZM197 76H198V74H197ZM252 76V75H251ZM4 77H2V78H4ZM11 77V76H10ZM20 76L18 75L17 76V81H19V83L17 82V81H15V80H13L12 82H14V83H18V85H22L23 83H24V86L26 85L25 83H26V80L28 79V77H27V79H25V82H23L24 81V79H23V81L21 80V78H23V77H25V76H22L21 75V78H19ZM54 77V75L52 76V78ZM63 77V76H62ZM61 77V78H62ZM64 77H65V75H64ZM63 77V78H64ZM160 77V76H159ZM176 78H177V76H175ZM175 77H173L174 79H175ZM258 77V76H257ZM257 77H256V79H257ZM7 78H8V76H7ZM30 78V77H29ZM45 78V79H46ZM51 78V77H50ZM62 78V79H63ZM77 78V79H78ZM207 78V80H210V79H208ZM15 79H16V77H15ZM56 79V78H55ZM84 79V80H85ZM99 79H101V82H104L105 83V80L107 79H109L107 82H106V85H105V88H103V87H101V86H99V85H97L98 83H99ZM249 79H251V78H249ZM20 80L22 81V84H20ZM46 80V81H47ZM51 80V79H50ZM136 80V81H135ZM143 80V79H142ZM200 80V79H199ZM1 82H0V85H3V81L2 80H0ZM10 81V80H9ZM29 81V80H28ZM59 81V80H58ZM60 81H63V80H60ZM65 81V80H64ZM65 81V82H66ZM141 81V80H140ZM161 81H162V79H161ZM165 81V80H164ZM206 81V80H205ZM249 81V80H248ZM3 82V83H2ZM30 82V81H29ZM37 82V81H36ZM54 82H55V80H54ZM231 82V81H230ZM247 82V81H246ZM2 83V84H1ZM28 83V82H27ZM31 83V82H30ZM41 83V82H40ZM42 83H45V82H42ZM74 83V84H73ZM8 84V83H7ZM36 84H38V83H36ZM128 84V85H127ZM33 84H31V85H28V87L30 88V86H31V88L34 90V89H36V92H33L34 94H36L37 93V89H38V87L40 86V89H38L39 91L41 90V88H42V93L44 92V89H43V87H41V84H38L39 86L37 87V88H34V87H36L35 85H33ZM50 86V84H47V86ZM82 85H84V84H82ZM82 85H79L80 87L82 86ZM127 87H126V86ZM132 85V84H131ZM177 85V84H176ZM217 85V84H216ZM243 85V84H242ZM10 86V85H9ZM8 86V87H9ZM15 86V85H14ZM57 86H59V85H57ZM56 86V87H57ZM76 86H78V85H76ZM85 87H86V85H84ZM159 86V85H158ZM203 86V85H202ZM1 87H3V86H1ZM12 87V86H11ZM16 87V86H15ZM21 87V86H20ZM216 87V86H215ZM241 87V86H240ZM3 88H5V87H3ZM3 88H2V90H3ZM27 88V87H26ZM29 88H27V89H29ZM30 88V89H31ZM55 88V87H54ZM53 88V89H54ZM103 90H102V89ZM9 89V88H8ZM11 89V88H10ZM12 89H14V88H12ZM11 89V90H12ZM29 89V90H30ZM32 89L30 90V91H32ZM51 89V88H50ZM58 89V88H57ZM129 89H131V88H129ZM160 89V88H159ZM197 89H198V87H197ZM29 90H27L28 92H29ZM70 90H68L69 92H71ZM102 90V91H101ZM16 91V90H15ZM35 91V90H34ZM40 91V92H41ZM57 91H60L59 89L57 90ZM96 91V92H97ZM117 91V92H116ZM28 92H25L24 91V93H26V95L25 96H28ZM100 92V93H99ZM114 92H115V94H114ZM134 92V91H133ZM143 92V91H142ZM238 92V91H237ZM1 93V92H0ZM16 93V92H15ZM20 93H21V91H20ZM23 93V94H24ZM227 93V92H226ZM2 95H5L3 92L1 93ZM14 94V93H13ZM12 94V95H13ZM30 94V93H29ZM50 94V93H49ZM97 94V93H96ZM124 94V95H125ZM157 93H155V94H153V96H150V101L151 100H153L154 99V97H155V95H156ZM263 94V93H262ZM7 95V94H6ZM19 95V94H18ZM69 95H70V93H69ZM116 95V96H115ZM142 95V94H141ZM144 96L146 95V96H148L147 95V93H144L143 94ZM142 95V96H143ZM152 95V94H151ZM225 95V94H224ZM229 95V94H228ZM33 98H32V100H36V98H37V95H31ZM36 98H35V97ZM53 96H55V95H52V99L50 100L49 98H48V101L50 100V103H51V101H53ZM71 96V95H70ZM69 96V99L71 98ZM79 96H80V98H79ZM95 96V95H94ZM140 97V101H141V99H142V101H145V100H143V99H146L147 97ZM157 96H159L158 94H157ZM259 96V95H258ZM1 97V96H0ZM5 97H8V96H5ZM14 97H15V99L16 100H18L17 98H16V96H14L13 95V97H12V99H14ZM22 97H23V95H22ZM75 97V98H76ZM122 97H124V96H122ZM152 97V98H151ZM250 97V96H249ZM1 98H3L4 99V96H2ZM18 98H19V96H18ZM26 97H24V99H25ZM230 98V97H229ZM8 99V98H7ZM11 99V98H10ZM14 99V100H15ZM27 99H29V96H28V98ZM47 99V98H46ZM54 99H55V97H54ZM68 99V98H67ZM124 99V98H123ZM137 99V98H136ZM149 99V98H148ZM147 99V100H148ZM235 99V98H234ZM2 100V99H1ZM0 100V101H1ZM9 100V99H8ZM26 100V99H25ZM31 99H29V101L28 102H31L30 101ZM71 100V99H70ZM120 100V101H119ZM147 100H146V102H147ZM155 100V99H154ZM153 100V101H154ZM210 100H212L211 98H210ZM3 101V100H2ZM1 101V102H2ZM4 101H5V99H4ZM4 101H3V104H4ZM47 101V102H48ZM55 102L54 103H56V100H54ZM66 101H68V100H66ZM82 101V102H83ZM142 101L139 103V104H141L142 105V107L140 108V110L138 111V110H133V108H132V111L129 109V113L127 114V116H125V127L123 128V130H122V134H123V131L125 132V134H124V136H122L123 138L122 139H125V137H127V135L129 136V134H132L133 135V133H131L134 129L136 130V127H139V126H136L135 125V123H137V125H140V124H138L139 122H137L141 117H142V114H147V113H144V111H145V109L150 105V103L152 102L153 103V101H151V102H149V100H148V102L149 103H144V105L142 104ZM226 101V100H225ZM224 101V102H225ZM9 102V101H8ZM74 102V101H73ZM82 102H78L77 104H84V103H82ZM85 102V103H86ZM155 102V101H154ZM221 102L223 103V101L221 100ZM220 102V103H221ZM232 102V101H231ZM7 102L5 101V104H6ZM11 105H12V103H15V102H13V101H10L9 102ZM17 103V102H16ZM15 103V104H16ZM49 103V102H48ZM71 103H72V101H71ZM71 103H69V105L71 104ZM137 104V102L134 100V104ZM152 103H151V105H152ZM192 103V102H191ZM1 104V103H0ZM4 104V105H5ZM8 104V103H7ZM59 104H60V107L61 106H63V104H61V102H59ZM58 104V105H59ZM68 104V103H67ZM80 104L78 105V106H80ZM133 104V103H132ZM131 104V105H132ZM188 104V103H187ZM219 104V103H218ZM230 104V103H229ZM254 104H255V102H254ZM260 104V103H259ZM25 105V104H24ZM52 106H53V102H52V104H51ZM56 105V104H55ZM55 105H54V108H55ZM57 105V106H58ZM71 105H73L74 107L73 108H75L76 106L74 105V104H71ZM84 105H86V104H84ZM105 106H106V108L105 109H107V105H106V103L104 104ZM167 105V104H166ZM236 105V104H235ZM3 106V105H2ZM6 106V105H5ZM9 106V105H8ZM7 106V107H8ZM13 106V105H12ZM64 106H66V104L64 105ZM63 106V107H64ZM77 106V107H78ZM136 107H138L137 105H135ZM254 106V105H253ZM7 107H5V108H7ZM14 107V106H13ZM12 107V108H13ZM123 107V106H122ZM150 107V106H149ZM12 108H11V106H10V108L8 107V109H10V110H12ZM44 108V107H43ZM46 108V107H45ZM53 108V107H52ZM62 108V107H61ZM85 108H86V106H85ZM110 108H109V110L108 111H110ZM115 108H117V109H115ZM30 109V108H29ZM49 109V108H48ZM47 109V110H48ZM59 109V108H58ZM57 109V107L55 108V110L56 111H59ZM65 109V108H64ZM64 109L62 108V112H64ZM79 109V108H78ZM3 110H6V109H4L3 108ZM10 110H9V112H10ZM23 110V109H22ZM46 110V111H47ZM51 110H53V109H51ZM50 110V111H51ZM69 110H70V108H69ZM71 110H73V109H71ZM71 110H70V113H71ZM81 110V109H80ZM80 110H78V111H80ZM119 110V109H118ZM147 110L148 109H146V111L145 112H147ZM150 110V109H149ZM245 110V109H244ZM7 112H8V110H6ZM26 111V110H25ZM60 111H61V109H60ZM66 111H68V110H66ZM75 112H74V114L77 112L76 110H74ZM172 111V110H171ZM201 111V110H200ZM213 111V110H212ZM1 113H4L3 111H0ZM22 112V111H21ZM27 112L28 113H30L31 114V111L29 112L28 110H27ZM26 112V113H27ZM100 112V113H99ZM112 112V111H111ZM111 112L109 113V114H111ZM128 112V111H127ZM126 112V113H127ZM24 113V112H23ZM46 113V112H45ZM49 113V112H48ZM51 113V112H50ZM57 113V112H56ZM65 113V112H64ZM73 113V112H72ZM78 113H80V112H78ZM81 113H83V112H81ZM113 113H115L116 114V112L114 111ZM112 113V114H113ZM118 113V112H117ZM149 113V112H148ZM6 114H8V113H6ZM30 114H28V117H30V116H32L33 115V112H32V114L30 115ZM67 115H69L68 113H66ZM103 114V113H102ZM120 114V113H119ZM170 114V113H169ZM226 114V113H225ZM235 114V113H234ZM12 115V114H11ZM14 115H15V113H14ZM14 115H12V119H13V117L14 118H17L16 116H17V114L14 116ZM22 116H23V114H21ZM30 115V116H29ZM46 115H48L47 113H46ZM53 115V114H52ZM57 116H55V118L57 117V120L59 119L58 118V115H61L62 116V114H60V112H58L57 114H56ZM66 115V116H67ZM71 116H74V115H72V114H70ZM97 115H99V116H97ZM143 115V116H144ZM168 115V114H167ZM247 115V114H246ZM60 116V118L62 119V117L63 116H65V115H63L62 117ZM76 116V115H75ZM84 116V117H85ZM91 116L89 117V118H91ZM107 116V115H106ZM238 116V115H237ZM5 117V116H4ZM9 117V116H8ZM7 117V118H8ZM26 117V116H25ZM27 117V118H28ZM52 117V116H51ZM70 116H68V119H70L69 118ZM81 117V116H80ZM85 117V118H86ZM109 117V116H108ZM155 117V116H154ZM166 117V116H165ZM246 117V116H245ZM44 119L46 118V117H43ZM67 118V117H66ZM88 118V119H89ZM101 118V116L99 117V119ZM103 118H104V116H103ZM130 118H132V119H130ZM235 118V117H234ZM9 119V118H8ZM48 119V118H47ZM72 119V118H71ZM70 119V120H71ZM87 119V118H86ZM102 119V118H101ZM115 119V118H114ZM118 118H116V120H117ZM130 119V120H129ZM230 119V118H229ZM55 120V119H54ZM85 120V119H84ZM98 120V119H97ZM142 120V119H141ZM141 120H140V123H141ZM4 121V120H3ZM26 121V120H25ZM45 121V120H44ZM59 121V120H58ZM67 121V120H66ZM166 121V120H165ZM228 121V120H227ZM232 121H234V120H232ZM21 122V121H20ZM24 122V121H23ZM47 122V121H46ZM56 122V121H55ZM61 122V121H60ZM71 122V121H70ZM72 122H74L73 121V119H72ZM15 123V122H14ZM14 123H13V125H14ZM91 123V122H90ZM117 123H118V121H117ZM123 123H124V121H123ZM226 123V122H225ZM5 124L6 123H3V125H4V127L6 128V126H5ZM40 124V123H39ZM3 125L1 126L0 125V128L1 127H3ZM16 125V124H15ZM50 125V124H49ZM48 125V126H49ZM52 125V124H51ZM56 125H58V122H57V124ZM55 125V126H56ZM75 125H77V124H75ZM74 125V126H75ZM134 125L136 126V127H134ZM116 126V125H115ZM124 126V125H123ZM1 128V129H3L4 131H7V132H9L7 129L8 128ZM9 127H10V125H9ZM13 127H15L16 128V126H13ZM13 127H10V129H13ZM72 127V126H71ZM76 127V126H75ZM94 127H96V126H94ZM98 127V126H97ZM101 127H102V125H101ZM216 127V126H215ZM220 127V126H219ZM21 128V127H20ZM56 128V127H55ZM64 128V127H63ZM107 128H108V126H107ZM115 128V127H114ZM118 128H119V126H118ZM211 128V127H210ZM209 128V129H210ZM221 128V127H220ZM17 129V128H16ZM19 129V128H18ZM18 129H17V132H18ZM86 129H88V128H86ZM92 130L94 129V130H96L95 128H91ZM117 129V128H116ZM190 129V128H189ZM209 129H206V130H209ZM215 129V128H214ZM231 129V128H230ZM2 130V131H3ZM63 130V129H62ZM66 129H64V131H65ZM90 129H88V131H89ZM135 130H134V132H135ZM210 130H212V128L210 129ZM243 130V129H242ZM4 131H3V133H4ZM16 131V130H15ZM76 130H74L73 132H75ZM86 131V130H85ZM87 131V132H88ZM120 131V130H119ZM204 131V130H203ZM215 131V130H214ZM213 131V132H214ZM237 131V130H236ZM12 132V131H11ZM17 132H16V134H17ZM67 132V131H66ZM77 132V131H76ZM95 132H97V131H95ZM181 132V131H180ZM206 132H208V131H206ZM210 132V131H209ZM263 132V131H262ZM1 133V132H0ZM15 133V132H14ZM89 134L90 133H92L91 131L90 132H88ZM115 133V132H114ZM182 133V132H181ZM210 133H212V132H210ZM258 133V132H257ZM50 134V133H49ZM67 134V133H66ZM96 134V133H95ZM251 134V133H250ZM254 134H256V133H254ZM259 134V133H258ZM2 135H4V134H2L1 133V136ZM7 135H8V133H7ZM52 135V134H51ZM50 135V136H51ZM90 135H93L94 136V134L92 133V134H90ZM112 136L114 135V134H111ZM118 135H120L119 134V132H118ZM153 135V134H152ZM170 135V134H169ZM247 135V134H246ZM260 135V134H259ZM258 135V136H259ZM20 136V135H19ZM49 136V135H48ZM102 136V135H101ZM196 136V135H195ZM207 136V135H206ZM252 136V135H251ZM255 136V135H254ZM253 136V137H254ZM258 136H256L257 138H258ZM261 136V135H260ZM264 136V135H263ZM6 137V136H5ZM16 137V136H15ZM83 137H85L86 138V136H83ZM82 137V138H83ZM91 137V136H90ZM103 137V136H102ZM109 137H111V136H109ZM131 137V136H130ZM253 137H252V139H253ZM7 138V137H6ZM116 138H117V136H116ZM172 138V137H171ZM173 138H175V137H173ZM191 138V137H190ZM251 138V137H250ZM88 138H86V141H88V142H90L89 141V139L87 140ZM91 139V138H90ZM111 139V138H110ZM127 139H128V137H127ZM127 139H126V141H127ZM240 139V138H239ZM263 139L264 138H262L261 140L263 141ZM81 140V139H80ZM106 140V139H105ZM120 140H121V138H120ZM191 140V139H190ZM210 140V139H209ZM259 140V139H258ZM260 140V141H261ZM3 141H4V139H3ZM5 141H7V139L5 140ZM93 140H91V142H92ZM122 141H124V140H122ZM161 141H163V138H162V140ZM256 141V140H255ZM260 141H257V142H259V143H257L255 146L253 145L254 143H252V146H250L249 148L248 147H246L245 146V152L242 154V153H240L239 152V154H241L239 157H236V158H231V157H229V158H231V159H228V161H227V159H226V162H223L222 161V159H225V158H222L221 159V161L223 162V163H220L221 161L220 160H216L215 159V161H213L214 163H213V165H211V164H209V163H206V161H207V159H206V161L204 162V161H200V162H202L203 164H198L197 162V164L196 165H194V162H195V159H192V160H190V161H188V162H185V163H182L183 161H181L180 163H182V164H180L179 162V165H173L172 163V165H166V166H164V168H161V170H159V172H158V183L157 184H155L154 185V188H150V187H148L149 185H150V183H149V185L147 184V186H145L144 185V187L142 186L139 190H138V192L136 191V195L135 194H133V197H129V198H131V199H129V202H128V200H126V199H124L123 201H127L129 204H137L138 203V206H139V204H143V205H145V203H148V202H151V203H153V205H151V203L149 204H147V206L148 207H150V205L151 206H155L154 208L153 207H151L152 208V211H153V209L156 211V212H154V213H152V212H150L151 211V209H150V211H149V209H148V211H146V212H143V213H145V214H149V213H152V215L151 216H149V218L147 219V220H145V221H142V225L141 226H139V227H134V225H138L139 223V221L138 220H140L142 217H139V216H142V215H140V214H142V213H140V212H142L141 210L140 211H138L139 212V214L138 213H136V214H138V217L137 216H132V217H128L127 215V217H125V218H123L124 220L120 223V225H119V227H117L116 229H115V227H114V230H115V232L114 233H111L110 232V234H111V240H110V243L111 242H113L114 241V243H117V244H120L119 246L120 247H118L119 248V251L115 254V253H113V249L111 250V252H110V255H111V253H113V254H115L113 257H114V259H113V262H112V264H164V262L167 260V259H171V257L172 258H174V260H175V255H176V260L174 261V262H171L172 264H264V175H263V177L261 176H259V178L260 179H256L257 177H255V179L253 180V179H250V177H254V176H252V175H254L255 173L256 174H258L259 175V173H262L263 171H264V151H262L263 149H264V141L263 142H261L260 143ZM80 142V141H79ZM82 142V141H81ZM85 142V141H84ZM87 142V143H88ZM115 142V141H114ZM117 142V141H116ZM136 142V141H135ZM142 142H144V140L142 141ZM0 143H3V142H0ZM58 143V142H57ZM93 143V142H92ZM110 143V142H109ZM173 143V142H172ZM198 143V142H197ZM241 143V142H240ZM245 143V142H244ZM55 144V143H54ZM59 144V143H58ZM66 144V143H63L62 142V146H60V149L58 150V152L63 148V147H65L64 145ZM85 146H86V144L85 143H83ZM177 144V143H176ZM6 145V144H5ZM25 145H28V144H25ZM31 145H33V144H31ZM67 145V144H66ZM95 145V144H94ZM111 145V144H110ZM113 145V144H112ZM139 145H141V143L139 144ZM217 145V144H216ZM222 145V144H221ZM242 145V144H241ZM1 146H2V144H1ZM3 146H4V144H3ZM77 146H80V145H77ZM119 146H121V144L119 145ZM138 146V145H137ZM236 146L238 147V144H236ZM5 147V146H4ZM31 147V146H30ZM62 147V148H61ZM81 147V146H80ZM84 147V146H83ZM83 147L80 149V150H82L83 149ZM91 147H92V145H91ZM106 147V146H105ZM142 147V146H141ZM153 147V146H152ZM211 147V146H210ZM215 146L213 145V148H214ZM217 147H219L218 145H217ZM232 147V146H231ZM26 148V147H25ZM24 148V149H25ZM66 148H68V147H65V151H66ZM79 148V147H78ZM78 148H76V150H78ZM86 148H88V146H86ZM90 148V147H89ZM96 148V147H95ZM136 148V147H135ZM149 148V147H148ZM220 148V147H219ZM224 148V147H223ZM225 148H226V146H225ZM235 148V147H234ZM238 148H240V149H244V147L242 146V148L241 147H238ZM14 149V148H13ZM12 149V150H13ZM30 149H32V148H30ZM51 149V148H50ZM49 149V150H50ZM55 149V148H54ZM54 149H53V151H54ZM57 149V148H56ZM70 149V148H69ZM73 149H75V148H73ZM172 149V148H171ZM207 149V148H206ZM205 149V150H206ZM210 149V148H209ZM208 149V150H209ZM227 149V148H226ZM63 150H64V148L62 149V153H63ZM80 150H78V151H80ZM86 150V149H85ZM84 149H83V151H85ZM91 150V149H90ZM116 150H117V148H116ZM208 150H207V152H208ZM223 150V149H222ZM221 150V151H222ZM228 150H229V148H228ZM239 150V149H238ZM46 151V150H45ZM48 151V150H47ZM70 151V150H69ZM75 151V150H74ZM93 151V150H92ZM140 151V150H139ZM212 151V150H211ZM221 151H219V152H221ZM226 151V153H228V152H230V151H227V150H225ZM244 151V150H243ZM52 152V151H51ZM55 152V151H54ZM61 152L59 153L60 155H61ZM87 152H88V149H87ZM89 152H91V151H89ZM89 152L88 153H86V154H89ZM98 152V151H97ZM103 152V151H102ZM115 151H113V153H114ZM218 152V151H217ZM242 152V151H241ZM41 153V152H40ZM49 154H51L50 152H48ZM68 153H70V152H68ZM82 152H80V154H81ZM93 153H94V151H93ZM92 153V154H93ZM96 153V152H95ZM116 153V152H115ZM162 153V152H161ZM224 152L222 151V154H223ZM44 154H46L47 155V153L45 152ZM53 154V153H52ZM51 154V155H52ZM58 154V155H59ZM71 154V153H70ZM73 154V153H72ZM77 154H79V153H77ZM112 154V153H111ZM203 154V153H202ZM225 154V153H224ZM229 154V153H228ZM238 154V153H237ZM236 154V155H237ZM46 155H44V156H46ZM113 155V154H112ZM111 155V156H112ZM206 155V154H205ZM233 155V154H232ZM231 155V156H232ZM27 156V155H26ZM67 156V155H66ZM72 156V155H71ZM120 156V155H119ZM219 156H220V158H221V156H224V155H218V157L216 156L215 158H219ZM77 157L78 156H76V158L75 159H77ZM93 157H95V156H93ZM113 157V156H112ZM154 157V156H153ZM156 157V156H155ZM171 157V156H170ZM10 158V157H9ZM42 158V157H41ZM47 158H51L49 155L48 156H46V159ZM61 158H63V157H61ZM84 158H86V156H84ZM99 158V157H98ZM97 158V159H98ZM37 159V158H36ZM43 159H45V158H43ZM49 159H47V160H49ZM68 159V158H67ZM72 159V158H71ZM78 159H80V156H79V158ZM83 161H85L83 158H81ZM88 159V158H87ZM100 159V158H99ZM106 159H107V157H106ZM143 159V158H142ZM152 159V158H151ZM160 159V158H159ZM165 159V158H164ZM31 160V159H30ZM92 160V159H91ZM197 160V159H196ZM208 160H210V158L208 159ZM211 160H214V159H211ZM36 161V160H35ZM44 161H46V160H44ZM52 161H53V159H52ZM58 161V160H57ZM220 161V162H219ZM50 162V161H49ZM86 162H87V160H86ZM111 162V161H110ZM155 162V161H154ZM208 162V161H207ZM212 162V161H211ZM36 163V162H35ZM44 163V162H43ZM42 163V164H43ZM54 163V162H53ZM65 163H66V161H65ZM84 162H81V164H83ZM106 163H107V160H106ZM156 163H157V161H156ZM177 163V162H176ZM7 164V163H6ZM61 164V163H60ZM73 164V163H72ZM108 164V163H107ZM106 164V165H107ZM117 164V163H116ZM168 164V163H167ZM12 165V164H11ZM34 165H36V164H34ZM78 165H79V163H78ZM198 165V166H197ZM43 166V165H42ZM48 166V165H47ZM104 166H105V163H104ZM5 167V166H4ZM23 167V166H22ZM77 167V166H76ZM80 167V166H79ZM88 167V166H87ZM144 167V166H143ZM12 168V167H11ZM29 168V167H28ZM27 168V169H28ZM32 168V167H31ZM44 167H42L41 168V170L43 169ZM46 168V167H45ZM48 168V167H47ZM51 168V167H50ZM78 168V167H77ZM19 169V168H18ZM23 169V168H22ZM38 169H39V167H38ZM76 169V168H75ZM87 169V168H86ZM186 169V171H185V173H183V171ZM47 170H49V168L47 169ZM46 170V171H47ZM69 170V169H68ZM79 170V169H78ZM82 170V169H81ZM36 171V170H35ZM44 171V170H43ZM59 171H60V169H59ZM76 171V170H75ZM105 171V170H104ZM133 171V170H132ZM136 171V170H135ZM57 172V171H56ZM76 172H78V171H76ZM100 172V171H99ZM124 172V171H123ZM12 173V172H11ZM37 173V172H36ZM44 173V172H43ZM66 173V172H65ZM74 173V172H73ZM81 173H83V172H81ZM197 173H199V174H197ZM16 174H18V173H16ZM38 174V173H37ZM47 174H48V172H47ZM103 174V173H102ZM195 174H197V175H199V177H196L197 179H194L195 177H193V176H195ZM255 174V175H256ZM60 175V174H59ZM69 175V174H68ZM67 175V176H68ZM78 175V174H77ZM149 175V174H148ZM49 176V175H48ZM55 176H56V174H55ZM81 176V175H80ZM6 177V176H5ZM45 177H46V175H45ZM53 177V176H52ZM65 177V176H64ZM173 178V177H175L174 179H180V178H182L181 180H182V182L179 184V185H175L176 187L174 188V187H169V188H167L166 187V185L164 184L165 183V181L164 180H166V178ZM36 178H38L37 176H36ZM35 178V179H36ZM54 178V177H53ZM56 178V177H55ZM80 178V177H79ZM140 178V177H139ZM20 179H21V175H20ZM65 179V178H64ZM72 178H70V180H71ZM131 179V178H130ZM150 179V178H149ZM151 179H153V178H151ZM15 180V179H14ZM16 180H17V178H16ZM40 180V179H39ZM53 180V179H52ZM69 180V181H70ZM133 180V179H132ZM141 180V179H140ZM148 180V179H147ZM170 180V179H169ZM10 181V180H9ZM68 181V182H69ZM142 181V180H141ZM151 181V180H150ZM172 181V180H171ZM16 182V181H15ZM67 182V181H66ZM66 182H65V184H66ZM70 182H72V181H70ZM84 182V181H83ZM88 182V181H87ZM164 182V183H163ZM167 182V181H166ZM170 182V181H169ZM168 182V183H169ZM178 182V181H177ZM20 183V182H19ZM37 183H38V181H37ZM43 183V182H42ZM74 181L71 183V184H64V182H63V184L64 185H62L63 186V189H62V191H61V188H59L57 191H61V192H58V193H61V196H62V199H61V202L59 201L60 199L58 198H56V197H58L59 196V194L57 193V191L56 192H52L53 193V195H52V193L50 192L49 193V195L51 194L52 196H53V198H55V199H57L56 200V202H58V203H61V204H56V205H54V201L53 200H55V199H53V198H51L52 199V202L51 201H48V202H51V204L49 203V205H48V208L50 207H53V208H55L60 214L61 213H63L62 211L66 208V206H67V203L70 201V199H72V196H73V194H74V190H73V187H74ZM139 183H141V182H139ZM138 183V186L140 185ZM152 183H153V181H152ZM7 184H8V182H7ZM21 184V183H20ZM20 184H19V186H20ZM36 184V183H35ZM49 184H51V183H49ZM144 184V183H143ZM176 184V183H175ZM75 185H77V183L75 184ZM152 186H153V184H151ZM168 185V184H167ZM190 185V186H189ZM60 186H61V184H60ZM69 186V187H68ZM124 186V185H123ZM189 186V187H188ZM27 187V186H26ZM40 187V186H39ZM42 187V186H41ZM137 187V186H136ZM19 188V187H18ZM21 188V187H20ZM19 188V189H20ZM43 188V187H42ZM41 188V189H42ZM53 188V187H52ZM109 188V187H108ZM173 188V189H172ZM34 189V188H33ZM82 189V188H81ZM131 190H132V188H130ZM129 189V190H130ZM154 189H156V191L157 190H159L161 193V195H159V193H158V196H155L154 194H155V191H153ZM8 190V189H7ZM76 190H77V188H76ZM31 191H33V190H31ZM39 191H41V190H39ZM94 191V190H93ZM135 191V190H134ZM26 192V191H25ZM132 192V191H131ZM39 193V192H38ZM135 193V192H134ZM33 194V193H32ZM42 194V193H41ZM107 194V193H106ZM128 194H130V193H128ZM131 194V195H132ZM28 195H29V193H28ZM31 195V194H30ZM29 195V196H30ZM36 195V194H35ZM58 195V196H57ZM126 195V194H125ZM130 195V196H131ZM28 196V197H29ZM42 196V195H41ZM40 196V197H41ZM27 197V198H28ZM36 197V196H35ZM37 197H39V196H37ZM36 197V198H37ZM39 197V198H40ZM60 197V196H59ZM114 197V196H113ZM25 198V197H24ZM23 198V199H24ZM35 198V200H37L38 202H40L39 201V199H36ZM41 198H43V197H41ZM74 199V198H73ZM115 199V198H114ZM45 200H47V199H45ZM118 200V199H117ZM27 201V200H26ZM93 201V200H92ZM91 201V202H92ZM211 201H216L217 203L215 204V206H213V205H210L209 203H211ZM14 202H16V201H14ZM18 202H19V200H18ZM32 202H36V201H34V199H33V201ZM32 202H31V204H32ZM47 201H45V203H46ZM47 202V203H48ZM40 204H43L42 202H40ZM12 205V204H11ZM34 205H37V204H33V205H29L30 206V208H29V210H31V209H33L32 207L34 206ZM223 205H225L226 206V208L224 209V207H223ZM28 206V205H27ZM28 206V207H29ZM46 206H47V204H46ZM55 206V207H54ZM135 206V205H134ZM142 206V205H141ZM160 206H163V207H168L169 208V210L170 209H173V213L171 212H168V213H170L168 216H167V218L165 219V222L163 223L162 221H161V218H164L163 217V213L164 212H166L165 210H163V211H159V209H157L158 207H160ZM105 207V206H104ZM140 207V206H139ZM143 207V206H142ZM141 207V208H142ZM25 208V207H24ZM37 208V207H36ZM52 208V209H53ZM136 208H137V206H136ZM135 208V209H136ZM144 208V207H143ZM14 209V208H13ZM55 209H54V211H55ZM98 209V208H97ZM133 210H134V207L132 208ZM138 209V208H137ZM146 209V207L143 209V210H145ZM158 211H157V210ZM160 209H162V208H160ZM26 210V209H25ZM28 209H27V212L29 211ZM42 210V209H41ZM51 210V209H50ZM50 210H48V211H50ZM120 210V209H119ZM139 210V209H138ZM12 211V210H11ZM47 211V210H46ZM46 211H44V212H46ZM53 211V210H52ZM54 211L52 212V213H54ZM56 211V212H57ZM64 211H66V210H64ZM82 211V210H81ZM89 211V210H88ZM104 211H105V209H104ZM26 212V211H25ZM147 212H149V213H147ZM13 213V212H12ZM29 213H30V211H29ZM29 213L26 215L27 217L25 218V219H30V217L33 215L32 213L33 212H31V216H29ZM38 213V212H37ZM43 213V212H42ZM51 213V214H52ZM47 214V213H46ZM51 214H49V215H51ZM144 214V215H145ZM41 215V214H40ZM63 215V214H62ZM131 215V214H130ZM129 215V216H130ZM23 216V215H22ZM22 216H21V218H22ZM35 216H38V215H35ZM57 216H59V215H57ZM25 217V215L23 216V218ZM41 217H43V215L41 216ZM51 217V216H50ZM62 217V216H61ZM146 217H148V215H146ZM146 217L144 216V218L146 219ZM20 218V217H19ZM36 219H37V217H35ZM55 218V217H54ZM60 218V217H59ZM58 218V219H59ZM106 218V217H105ZM112 218V217H111ZM140 218V219H139ZM74 219V218H73ZM109 219V218H108ZM143 219V218H142ZM176 219H180L182 222H181V224H176L175 223V221H176ZM12 220V219H11ZM24 220V219H23ZM56 219H54V221H55ZM62 220H64V219H62ZM67 220V219H66ZM81 220H82V218H81ZM96 220H98V219H96ZM102 220V219H101ZM117 220V219H116ZM164 220V219H163ZM21 221V223H22V219L20 220ZM27 221V220H26ZM26 221H24V222H26ZM36 220L34 219V221L33 222H35ZM152 221H154V223H155V221H160L161 222V226H157V229L155 230L156 232L154 233V234H151V229H152V224H151V222ZM29 222V221H28ZM28 222H26V223H28ZM77 222V221H76ZM16 223H17V221H16ZM69 223V222H68ZM96 223V222H95ZM138 223V224H137ZM153 223V224H154ZM20 224V222L16 225L17 227H18V225ZM24 224V223H23ZM29 224V223H28ZM31 224V223H30ZM118 224V223H117ZM158 224V223H157ZM25 225V224H24ZM24 225H23V229L25 228L24 227ZM29 226V225H28ZM64 226H66L65 224H64ZM72 226V225H71ZM155 226V227H156ZM69 227V226H68ZM74 227V226H73ZM19 228H20V226H19ZM21 228H22V224H21ZM20 228V229H21ZM70 228V227H69ZM108 228V227H107ZM113 228V227H112ZM23 229H21V230H23ZM67 229V228H66ZM72 229V228H71ZM4 230V229H3ZM26 230V229H25ZM112 230V229H111ZM24 231V230H23ZM64 231V230H63ZM69 231V230H68ZM71 231V230H70ZM69 231V232H70ZM109 231V230H108ZM59 232V231H58ZM57 232V233H58ZM112 232H113V230H112ZM53 233V232H52ZM72 233V232H71ZM92 233V232H91ZM68 234V233H67ZM95 234V233H94ZM109 234V233H108ZM107 234V235H108ZM113 234V235H112ZM102 235V234H101ZM148 235L150 236V238L148 239V241H149V244H146V241L144 242V240L146 239L147 240V237H148ZM10 236V235H9ZM68 236V235H67ZM66 236V237H67ZM109 236V235H108ZM4 237H6V235L4 236ZM15 237H17L16 235H15ZM51 237V236H50ZM65 237V238H66ZM91 237V236H90ZM106 237V236H105ZM110 237V236H109ZM55 238V237H54ZM93 238V237H92ZM92 238H91V240H92ZM103 238V237H102ZM5 239V238H4ZM6 239H8V238H6ZM88 240V239H87ZM105 240L107 241V238H105ZM49 241V240H48ZM57 241V240H56ZM59 242V241H58ZM82 242V241H81ZM109 242V241H108ZM4 244V243H3ZM55 244H56V242H55ZM60 244V243H59ZM116 244V245H117ZM52 245V244H51ZM57 245V244H56ZM109 245V244H108ZM115 245V244H114ZM115 245V246H116ZM44 246V245H43ZM53 247H54V245H52ZM58 246V245H57ZM64 246V245H63ZM111 246H112V244H111ZM111 246L109 247V249L111 248ZM118 246V245H117ZM103 247V246H102ZM101 247V248H102ZM104 247H106V246H104ZM39 248V247H38ZM100 248V249H101ZM9 249V248H8ZM87 249V248H86ZM61 250V249H60ZM71 250V249H70ZM1 251V250H0ZM48 251V250H47ZM50 251V250H49ZM52 251V250H51ZM64 251V250H63ZM109 251V250H108ZM96 252H97V250H96ZM100 252H101V250H100ZM99 252V253H100ZM103 252H105V253H107L106 252V250L105 251H102L101 253H103ZM45 253V252H44ZM72 253V252H71ZM100 253V254H101ZM109 253V252H108ZM59 254V253H58ZM94 254V253H93ZM98 254V253H97ZM40 255V254H39ZM38 255V256H39ZM61 255V254H60ZM66 255H68V253L66 254ZM103 255H104V253H103ZM107 255V254H106ZM109 255V254H108ZM10 256V255H9ZM46 256V255H45ZM53 256V255H52ZM86 256V255H85ZM93 256H95V254L93 255ZM97 256H100L99 254L97 255ZM100 257H102V254H101V256ZM106 257V256H105ZM107 257H111V256H107ZM37 258V257H36ZM56 258V257H55ZM61 258H64L63 256L61 257ZM103 258V257H102ZM40 259V258H39ZM38 259V260H39ZM52 259V258H51ZM91 259V258H90ZM93 260H94V258H92ZM110 259V258H109ZM37 260V259H36ZM60 260H62V259H60ZM99 259L97 258V260L96 261H98ZM103 260V262H104V259H102ZM106 260V259H105ZM112 260V259H111ZM99 261H101V260H99ZM93 262H95V261H93ZM41 263V262H40ZM109 263H110V261H109ZM170 263V264H171ZM59 264V263H58ZM98 264V263H97ZM167 264V263H166Z\"/></svg>",
    "mask_w": 264,
    "mask_h": 264
}]
</instances>
